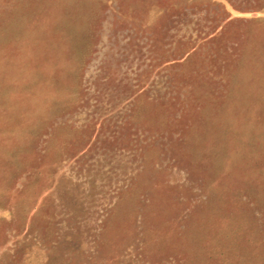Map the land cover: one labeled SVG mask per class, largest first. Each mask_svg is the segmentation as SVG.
<instances>
[{
	"label": "rangeland",
	"instance_id": "374dc122",
	"mask_svg": "<svg viewBox=\"0 0 264 264\" xmlns=\"http://www.w3.org/2000/svg\"><path fill=\"white\" fill-rule=\"evenodd\" d=\"M0 264H264V0H0Z\"/></svg>",
	"mask_w": 264,
	"mask_h": 264
}]
</instances>
